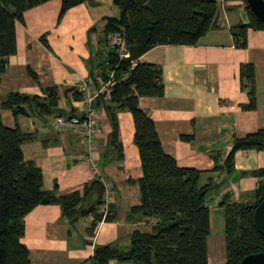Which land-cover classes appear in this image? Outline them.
Returning a JSON list of instances; mask_svg holds the SVG:
<instances>
[{"label":"crops","instance_id":"0c3cea01","mask_svg":"<svg viewBox=\"0 0 264 264\" xmlns=\"http://www.w3.org/2000/svg\"><path fill=\"white\" fill-rule=\"evenodd\" d=\"M61 7L62 0H51L28 10L25 23H18L17 54L9 57L0 84V114L6 126H18L32 134L33 139L23 144V153L26 161L42 170L45 190L58 186L59 195L80 192L82 206L89 208L99 199L96 188L86 193L89 185L100 179L106 187L113 221L94 225V216L89 215L71 224L58 205L39 206L25 218L22 242L29 249L31 264H92L97 247L115 244L126 251L133 232H151L156 221L130 215L131 209L141 204L138 180L143 176L130 112L118 114L122 159L110 145L113 126L103 106L97 109L100 133L91 152L72 130L54 128L59 115L84 114L86 93L81 86L91 80V69L98 67L93 60L103 48L107 18L120 15L114 0H90L70 9L58 22ZM249 23L245 0H226L220 9L219 28L196 45L157 46L139 58L163 69L164 95L141 97L139 104L155 122L165 152L182 167L204 171L201 186L212 184L206 200L211 212L209 264L227 260L222 201L229 197L235 202H254L261 182L254 172L264 168L261 149L238 151L233 168L229 171L226 166L235 139L264 128V30L250 29L245 46L237 44L232 32V28ZM43 36L50 49L43 45ZM243 64L255 67L254 110L246 108L250 96L242 86ZM98 83L91 86L96 96L106 88L99 77ZM55 87L60 112L53 115L15 116L2 108L10 92L44 98L45 89ZM183 136L192 140H183ZM108 264L135 263L111 260Z\"/></svg>","mask_w":264,"mask_h":264},{"label":"trees","instance_id":"16d2710c","mask_svg":"<svg viewBox=\"0 0 264 264\" xmlns=\"http://www.w3.org/2000/svg\"><path fill=\"white\" fill-rule=\"evenodd\" d=\"M49 1L0 0V84L9 57L17 54L18 23H25L24 15L28 10ZM88 1L62 0L58 22L70 9ZM114 4L120 15L107 18L103 48L96 52V60H93V63L98 62V67L91 69L92 83L98 86L99 77L106 87L96 96L93 107L103 106L107 111L113 126L110 145L118 150L121 159L123 147L119 141L118 114L130 112L133 115L134 142L139 149L143 176L138 180L141 204L132 208L130 215L140 214L156 223L151 232H133L126 251L115 244L97 247L91 262L209 264L211 212L206 200L212 184L201 186L199 182L204 171L182 167L165 152L155 122L139 104L141 97L164 95L163 69L156 64L142 63L139 58L157 46L196 45L211 30L219 28L220 7L217 0H114ZM245 4L250 23L232 28L239 46L246 45L250 29L264 30V20L252 12L247 0ZM115 34L125 40L129 57H122L118 48L111 46L110 37ZM41 41L51 48L46 36ZM29 73L37 79L32 69ZM241 77L242 86L250 96L246 108L254 110L257 107L254 65L243 64ZM110 82L114 84L109 85ZM44 92V98L10 92L2 108L11 110L15 116L26 117L60 112L57 88H47ZM75 94L82 95V92ZM31 139L32 134L23 132L18 126H6L0 114V264H31L29 249L22 242L26 232L25 218L39 206H60L71 224L89 215L94 216V225L115 219L111 206L106 216L101 212L107 190L100 179H95L86 190L89 193L96 188L99 194L98 201L89 208L82 206L84 197L80 192L59 195L58 186L52 191L45 190L42 170L24 157L23 144ZM182 139L190 141L192 137L183 136ZM252 149L264 150V128L235 139L226 159L228 170L233 168L238 151ZM254 174L261 179L254 202H235L226 197L221 203L225 212V264H240L246 256L264 252V236L254 223V213L264 198V168Z\"/></svg>","mask_w":264,"mask_h":264},{"label":"built area","instance_id":"2783aa9c","mask_svg":"<svg viewBox=\"0 0 264 264\" xmlns=\"http://www.w3.org/2000/svg\"><path fill=\"white\" fill-rule=\"evenodd\" d=\"M218 5L221 8L226 4V0H217ZM221 25H225V22L221 21ZM112 47L118 48V52L122 57H129V52L126 47L125 40L119 35L115 34L110 37ZM92 81L89 80L87 83L81 86L82 92L86 93V102L84 108V114L82 116L72 117H57L54 128L56 130L69 129L79 135L84 145L91 152L95 148L97 136L100 133V122L99 114L97 109L93 107L96 95L91 91ZM114 82H110L109 85H113ZM110 197L106 192V197L101 212L106 216L109 212Z\"/></svg>","mask_w":264,"mask_h":264},{"label":"water","instance_id":"95a60500","mask_svg":"<svg viewBox=\"0 0 264 264\" xmlns=\"http://www.w3.org/2000/svg\"><path fill=\"white\" fill-rule=\"evenodd\" d=\"M252 12L264 20V0H247ZM255 227L264 236V198L254 213ZM240 264H264V252L254 253L243 258Z\"/></svg>","mask_w":264,"mask_h":264},{"label":"rangeland","instance_id":"374dc122","mask_svg":"<svg viewBox=\"0 0 264 264\" xmlns=\"http://www.w3.org/2000/svg\"><path fill=\"white\" fill-rule=\"evenodd\" d=\"M216 231L218 232V229H215V232H216Z\"/></svg>","mask_w":264,"mask_h":264}]
</instances>
